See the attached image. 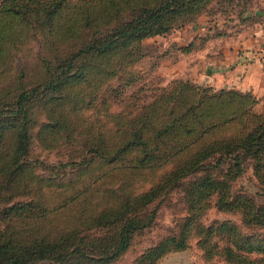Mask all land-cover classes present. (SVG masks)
<instances>
[{
    "label": "trees",
    "instance_id": "trees-1",
    "mask_svg": "<svg viewBox=\"0 0 264 264\" xmlns=\"http://www.w3.org/2000/svg\"><path fill=\"white\" fill-rule=\"evenodd\" d=\"M210 1L0 0V77L13 69V56L21 46L33 44L43 50L34 53L41 83L27 89L20 81L12 87L0 83V264H108L127 249L135 232L150 224L153 210L142 208L153 200L159 184L116 196L82 222L73 221L74 215L69 223L58 224L62 209L84 202L83 194L95 180L71 184L67 194L49 202L52 184L33 171L27 158L28 130L34 122L31 106L40 92L44 103H54L52 107L74 104L72 98L65 102L68 94L63 90L114 74L109 59L115 56L129 63L141 39L181 27ZM22 72L14 69L8 77L20 79ZM185 90L197 95L196 99L185 102L181 95ZM257 102L247 92L178 82L145 112L146 116L156 110H161V116L165 112L172 115L176 105L181 112L152 128L141 114L130 139L105 157L116 159L125 148L137 147L141 163L130 168L139 170L192 149L175 168L177 178L202 167V160L210 154L219 153L214 163H221L222 155H229L233 162L248 158L254 174L264 181L260 174L264 168V99L260 112L253 110ZM147 128L149 132L144 131ZM222 128L224 135L203 141L206 134ZM99 146L107 153L103 142ZM212 195L218 210L239 213L240 226L230 221L199 222L201 202ZM185 202L187 214L177 232L145 249L136 264H155L163 253L187 247L191 235L197 237L196 245L205 257L219 255L229 264H264V202L256 204L245 194L230 193L226 178L208 173L188 182Z\"/></svg>",
    "mask_w": 264,
    "mask_h": 264
},
{
    "label": "rangeland",
    "instance_id": "rangeland-1",
    "mask_svg": "<svg viewBox=\"0 0 264 264\" xmlns=\"http://www.w3.org/2000/svg\"><path fill=\"white\" fill-rule=\"evenodd\" d=\"M244 1L211 0L190 22L171 28L163 34L141 39L133 53L134 58L129 63H126V59L121 60L115 56L109 59L115 70L114 74L103 80L96 78V81L88 80L73 89L63 90L68 94L65 102L72 98L74 104L68 102L58 109L52 107V102L44 103L45 96L41 97L43 93H37L31 106L34 122L28 130L30 138L27 158L33 163V171L51 182L52 187L47 193L49 202L57 201L67 194L71 184L79 186L90 178L95 180L84 192V202L78 203L76 208L72 205L71 208L62 209L56 218L58 224L69 223L74 215L77 218L73 221L79 219L82 222L86 215L99 212L113 202L116 196L132 195L160 185L155 190L153 200L142 208L153 210L152 221L146 228L135 232L127 249L108 264H136L135 259L145 249L162 238L175 234L187 214V184L203 173L218 179L226 178L230 193L245 194L256 204L264 202V181L254 174L248 158H238L233 162L228 159L229 155H222L221 163L217 164L214 162L219 153H212L202 160V167L176 178L175 168L192 149L161 165L139 170L130 168L132 164L141 163L142 154L137 147L125 148L116 154V159L107 160L105 157L113 155L123 140L130 139L133 126H138L136 122H140L141 114L147 117L152 128L161 120L181 112L178 105L173 108L172 115L165 112L161 116V110H156L146 116L145 110H149L153 102L158 105L162 97L178 82L202 86L195 83L201 75V67L193 69V66L219 51L216 40H212L217 32L214 23L220 18L219 12L223 15L226 11H240L241 4L242 8L246 6ZM203 25H214V29L207 32L210 30L208 27L197 32ZM37 49L38 52L43 51L38 47ZM37 49L33 44L21 46L20 52L13 56V63L10 65L13 69L0 77V83L12 87L20 81L26 89L41 83V68L34 55ZM14 69H21L23 72L20 79L15 77L16 80L11 81L13 75H8ZM45 95L48 97L49 94ZM181 95L185 102L194 100L197 96L187 90ZM82 99L84 101L80 103ZM262 103L258 101L253 110L260 112ZM169 106L171 105L168 104L166 108L169 109ZM144 131L149 132L150 129ZM225 133L224 128L214 130L206 134L203 141H210ZM100 142L104 143L107 153L100 149ZM154 161L156 160H151ZM263 170L264 168L260 174H264ZM116 187H121V190L116 193L113 191L112 195L111 190L117 189ZM214 202V195L201 202L204 208L197 218L201 224L230 221L240 226L238 212L218 210ZM196 242L197 237L191 235L188 237L187 247L163 253L155 264H229L219 255L205 257Z\"/></svg>",
    "mask_w": 264,
    "mask_h": 264
},
{
    "label": "crops",
    "instance_id": "crops-1",
    "mask_svg": "<svg viewBox=\"0 0 264 264\" xmlns=\"http://www.w3.org/2000/svg\"><path fill=\"white\" fill-rule=\"evenodd\" d=\"M240 11H226L214 23L219 51L207 60L194 64L201 67L196 84L213 89L247 92L257 101L264 99V0H245ZM217 15V14H216ZM203 18V17H202ZM204 17L203 19H205ZM214 25L197 29L203 31ZM190 26V25H189ZM187 26V27H189ZM186 27V28H187ZM184 28V29H186ZM194 32L196 27H194ZM216 44V43H215ZM194 82V81H193Z\"/></svg>",
    "mask_w": 264,
    "mask_h": 264
},
{
    "label": "built area",
    "instance_id": "built-area-1",
    "mask_svg": "<svg viewBox=\"0 0 264 264\" xmlns=\"http://www.w3.org/2000/svg\"><path fill=\"white\" fill-rule=\"evenodd\" d=\"M263 52H264V42H263Z\"/></svg>",
    "mask_w": 264,
    "mask_h": 264
}]
</instances>
